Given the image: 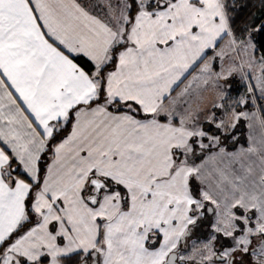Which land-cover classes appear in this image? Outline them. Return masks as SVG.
<instances>
[{
  "label": "snow or ice",
  "instance_id": "obj_1",
  "mask_svg": "<svg viewBox=\"0 0 264 264\" xmlns=\"http://www.w3.org/2000/svg\"><path fill=\"white\" fill-rule=\"evenodd\" d=\"M248 8L0 0V264H264Z\"/></svg>",
  "mask_w": 264,
  "mask_h": 264
},
{
  "label": "trees",
  "instance_id": "obj_2",
  "mask_svg": "<svg viewBox=\"0 0 264 264\" xmlns=\"http://www.w3.org/2000/svg\"><path fill=\"white\" fill-rule=\"evenodd\" d=\"M243 2L249 5L248 11L253 13L255 16H259L262 9H264V6L260 4V0H243ZM240 134H245L244 129L240 132ZM242 141H244V139Z\"/></svg>",
  "mask_w": 264,
  "mask_h": 264
},
{
  "label": "crops",
  "instance_id": "obj_3",
  "mask_svg": "<svg viewBox=\"0 0 264 264\" xmlns=\"http://www.w3.org/2000/svg\"><path fill=\"white\" fill-rule=\"evenodd\" d=\"M255 111L258 112L257 109H255ZM244 132H245V139L244 141L247 140V138L251 135V136H254L256 137L257 139H259V136H260V129L258 126L254 127L251 131L248 129V127L246 126V128H244Z\"/></svg>",
  "mask_w": 264,
  "mask_h": 264
},
{
  "label": "rangeland",
  "instance_id": "obj_4",
  "mask_svg": "<svg viewBox=\"0 0 264 264\" xmlns=\"http://www.w3.org/2000/svg\"><path fill=\"white\" fill-rule=\"evenodd\" d=\"M243 90H244L243 88H239L238 91H233V92H232V95H233V96H236V95L239 94V92H242ZM257 110L259 111L258 108H257ZM244 128H246V124H244V123L242 122L241 125H240L241 132H242V130H243ZM240 138H241V140L245 139V134H240Z\"/></svg>",
  "mask_w": 264,
  "mask_h": 264
}]
</instances>
